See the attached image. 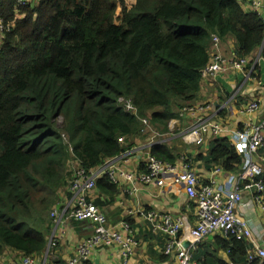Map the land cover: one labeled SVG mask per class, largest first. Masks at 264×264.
Returning a JSON list of instances; mask_svg holds the SVG:
<instances>
[{
    "label": "trees",
    "instance_id": "1",
    "mask_svg": "<svg viewBox=\"0 0 264 264\" xmlns=\"http://www.w3.org/2000/svg\"><path fill=\"white\" fill-rule=\"evenodd\" d=\"M242 1L0 0V259L6 249L45 252L51 216L72 196L71 162L91 171L120 155L153 134L144 119L168 132L175 108L197 98L215 35L234 37L238 58L260 48L264 58V20ZM151 153L178 161L162 141ZM208 156L241 171L227 138ZM97 186L114 187L107 176ZM218 239L230 262L215 264H249L246 241Z\"/></svg>",
    "mask_w": 264,
    "mask_h": 264
},
{
    "label": "built area",
    "instance_id": "2",
    "mask_svg": "<svg viewBox=\"0 0 264 264\" xmlns=\"http://www.w3.org/2000/svg\"><path fill=\"white\" fill-rule=\"evenodd\" d=\"M25 2V0H21ZM263 0H251L252 9L257 11L262 6ZM261 16V15H260ZM264 20V19H263ZM0 21V29H1ZM222 40L218 36L212 39V48L208 64L202 70L203 79L215 80L230 69H235L247 75L254 69L255 62L261 61V55L257 59L253 54L249 57L238 58L227 57L220 52ZM254 59V60H253ZM254 62L252 67L249 63ZM195 100L184 102L175 108V112L181 117L193 116V124L186 131L184 137L190 144L200 145L208 136L227 138L236 148L237 153L242 157V167L239 177L230 180L229 185L224 190L217 189L214 185L219 175L223 171L221 166L214 168V175L209 183L200 184L197 173L194 171L189 158L184 154L177 163L162 161L151 153V147L160 142L163 134L156 131L149 119L143 120V132L148 129L153 131L148 144L142 145L147 150L144 155L137 150V147H129L120 155L107 158L100 166L87 171L79 169L73 173L72 181L69 183V190L72 192V199L58 211L54 210L51 218L59 225L63 218L75 222H87L92 224L93 234L82 240L77 247L76 256L70 264L90 261L93 252L100 248H113L127 260L134 252L137 240L131 225L127 221H122L118 226L110 223L107 215L97 206L91 198V193L97 188V180L107 176L114 184L124 178V181H139L141 183H155L158 187L165 185L181 186L186 193L190 204H194L196 209V225L189 227L186 225L185 217L177 214L173 215L166 211L150 209L141 211L150 223L151 229L167 236L165 253L174 254V264H192V255L189 249L183 247L181 243L182 233L189 230L191 247L201 243L207 236L216 232H221L225 236L243 240L249 245L247 259L249 264L257 260L264 261V246L255 241L256 237H264V222L256 215L255 217L245 216L240 206L245 191L253 193V198L261 211L264 213V118L252 124L244 125L241 128H230L223 126L220 122H215L214 115L210 114V105L204 102L197 103ZM119 103L127 112L137 114V108L132 99L120 98ZM223 105V104H220ZM248 111H256L259 108L257 101L246 103ZM218 108L217 112L222 111ZM133 159L138 162L142 173L137 177L133 173L126 172V165ZM259 225V232L253 226ZM124 232L128 236L124 235ZM57 246L55 233L49 237V242L45 251L42 264H46L49 255H52ZM20 258L11 261L10 264H35L38 256L21 255Z\"/></svg>",
    "mask_w": 264,
    "mask_h": 264
},
{
    "label": "crops",
    "instance_id": "3",
    "mask_svg": "<svg viewBox=\"0 0 264 264\" xmlns=\"http://www.w3.org/2000/svg\"><path fill=\"white\" fill-rule=\"evenodd\" d=\"M242 4L246 11H255L252 9L251 0H243ZM257 11L264 19V0ZM237 49L238 44L234 37L222 40L220 52L223 55L234 57ZM261 52L262 48L253 53V58L257 59ZM253 64L254 62H250L248 66L252 67ZM196 97L195 102H204L210 105L209 112L215 116L213 120L220 122L225 127L237 129L262 120L264 118V58L261 57L260 62H255L254 69L250 70L249 75H247V69L244 74L238 70L230 69L215 80L203 79ZM253 101L259 103V108L251 112L245 105ZM221 106L223 110L217 112ZM192 124V115L181 117L177 112V115L169 122L168 132L163 134L160 141L165 143L174 155L178 156V161L185 154L197 173L200 184H207L214 175L215 168L208 158V153L217 137L208 136L204 142L198 145L199 147L188 143L184 135ZM150 140L151 136H144L143 139L139 137L133 141L132 146L137 147V150H142L140 153L145 157L147 150L143 149L142 145L146 147ZM70 167L73 173L82 168L78 161L71 162ZM126 169V172L133 173L136 177L144 170L133 159L126 165ZM239 173L238 170L237 172L223 170L219 175H216L218 179L214 183L215 187L224 190L231 179L235 180L239 177ZM119 179L121 180L118 183H113L112 189L107 186H97L91 193V198L98 202V206L105 212L110 223L118 226L120 222L127 221L131 225L137 240L134 252L127 260H124L116 249L100 247L93 252L90 261L77 264H174L176 261L174 254L165 253L161 236L151 229L149 221L142 217L140 212L156 209L173 215L180 214L185 217L186 225L194 227L197 219L194 204H190L181 186L165 185L161 188L155 183L145 184L137 180L131 182L124 181V178ZM72 197L73 194L70 197L63 195V201L56 209L62 210ZM240 206L245 216L255 217L254 215H256L264 222V213L255 202L252 192H244ZM253 226L257 232L261 229L255 223ZM53 233L57 239V246L53 252V258H48L46 264L59 260L70 264L76 256L78 244L93 234V227L87 222L79 223L63 218L59 225L52 221L49 236L51 237ZM124 235L128 236L126 232ZM222 236H224L223 233L216 232L191 247L190 233L187 229L182 233L181 243L183 245L185 241H188L189 247L186 249L190 250L192 264H215L216 257L230 262L228 253L218 244L220 242L218 238ZM255 241L264 246V237H256ZM247 245L251 244L247 242ZM21 255L20 252L6 249L0 259V264H10L11 261L19 259ZM44 255L45 252L39 255L35 264H42Z\"/></svg>",
    "mask_w": 264,
    "mask_h": 264
},
{
    "label": "rangeland",
    "instance_id": "4",
    "mask_svg": "<svg viewBox=\"0 0 264 264\" xmlns=\"http://www.w3.org/2000/svg\"><path fill=\"white\" fill-rule=\"evenodd\" d=\"M32 3H35V0H32ZM193 145L199 147L198 145H196V144H194V143H193ZM51 235H52V234H51ZM157 235L161 236V239L163 240V243H164V249H165V244H166L167 236L164 235V234H161V233H158ZM49 237H50V236H49ZM51 257L53 258V254H52V255H49V258H51ZM52 258H51V259H52Z\"/></svg>",
    "mask_w": 264,
    "mask_h": 264
},
{
    "label": "water",
    "instance_id": "5",
    "mask_svg": "<svg viewBox=\"0 0 264 264\" xmlns=\"http://www.w3.org/2000/svg\"><path fill=\"white\" fill-rule=\"evenodd\" d=\"M183 246H184L185 248H188V247H189V243H188V241H185V242L183 243Z\"/></svg>",
    "mask_w": 264,
    "mask_h": 264
}]
</instances>
